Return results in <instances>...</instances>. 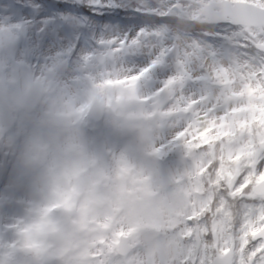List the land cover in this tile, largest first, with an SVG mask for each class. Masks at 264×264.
Segmentation results:
<instances>
[{"label":"snow or ice","instance_id":"obj_1","mask_svg":"<svg viewBox=\"0 0 264 264\" xmlns=\"http://www.w3.org/2000/svg\"><path fill=\"white\" fill-rule=\"evenodd\" d=\"M0 8L12 20L55 16L53 27L78 45L66 74L144 130L153 161L175 147L186 157L164 175L113 154L117 178L130 183L93 227L54 228L60 242L38 249L35 264H264V0H9ZM53 210L73 207L65 201L46 214Z\"/></svg>","mask_w":264,"mask_h":264},{"label":"clouds","instance_id":"obj_2","mask_svg":"<svg viewBox=\"0 0 264 264\" xmlns=\"http://www.w3.org/2000/svg\"><path fill=\"white\" fill-rule=\"evenodd\" d=\"M7 38L0 45L7 46ZM107 96L65 69L39 70L30 75L0 82V114L11 118L12 128L0 138L6 146L8 134L18 133L10 150L14 153V186L21 191L25 210L18 228L0 231V264H35L38 249L60 242L58 228L93 227L119 191L132 177L117 178L115 163L92 150L86 135V118L106 113L123 131L140 138L144 130L117 117L107 106ZM67 201L71 214L53 210ZM25 229H28L25 231Z\"/></svg>","mask_w":264,"mask_h":264},{"label":"rangeland","instance_id":"obj_3","mask_svg":"<svg viewBox=\"0 0 264 264\" xmlns=\"http://www.w3.org/2000/svg\"><path fill=\"white\" fill-rule=\"evenodd\" d=\"M7 2L9 0H0V5ZM6 12V8H0V35L1 38L6 37L8 42L7 46L0 45V82L5 79L26 77L34 72V66L37 67V70H42L46 66L56 63V67L65 69L68 58L73 57L74 50L78 45L76 43L69 45L61 33L48 26L47 22L52 20V17V21L57 23L55 16L40 15L34 19L32 16L25 15L20 20H12L10 16L6 15ZM105 14L108 13L105 12ZM85 15H90V13H85ZM28 17H32L34 20L32 25L25 23L24 19ZM54 32L57 33L55 37H53ZM58 39H62V43H57ZM63 45L69 46L68 54L62 55L64 56L63 60H61L62 56L43 59V54L46 51L56 53L57 49H62ZM22 67H27L28 70L19 72ZM13 71L18 72V75L13 77ZM154 87H159V85L156 84ZM11 128V118L0 114V138L6 133H10ZM86 135L92 150L106 156L108 158L106 162L109 164L113 162L111 159L113 154L117 156L124 154L131 163L138 167H151L155 164L164 175L176 173L185 164L186 157L180 147L170 148L162 159L153 161L146 155L141 138L134 133L121 130L113 118L106 113L100 123L94 122L91 117L86 118ZM17 136L18 133L8 134L7 145L0 147V224L5 225L12 220L21 218L25 211L21 207L24 203L23 199H14L15 194L21 191L22 186H14L12 183L16 168L14 153L10 148ZM169 139L170 135L166 134L163 142L167 143Z\"/></svg>","mask_w":264,"mask_h":264},{"label":"bare ground","instance_id":"obj_4","mask_svg":"<svg viewBox=\"0 0 264 264\" xmlns=\"http://www.w3.org/2000/svg\"><path fill=\"white\" fill-rule=\"evenodd\" d=\"M25 20V23H28V24H33L34 23V20L32 19V17H28V18H25L24 19ZM57 43H62V39H60V40H57ZM68 48H69V46L68 45H63V47H62V49H57V51H56V53L54 52V53H52V52H50V51H46L43 55L45 56H43V59L45 58V59H48V58H56V56H62V55H67L68 54ZM63 58H64V56H62ZM36 60L34 59V62H35ZM37 67L36 66H34V72L35 71H37V69H36Z\"/></svg>","mask_w":264,"mask_h":264},{"label":"water","instance_id":"obj_5","mask_svg":"<svg viewBox=\"0 0 264 264\" xmlns=\"http://www.w3.org/2000/svg\"><path fill=\"white\" fill-rule=\"evenodd\" d=\"M1 38V37H0ZM93 119L96 121V122H100L102 117H103V113H97V114H90Z\"/></svg>","mask_w":264,"mask_h":264}]
</instances>
